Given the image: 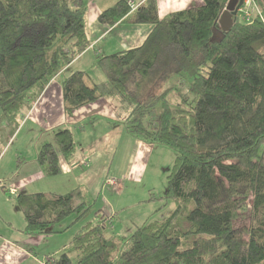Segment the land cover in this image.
Returning a JSON list of instances; mask_svg holds the SVG:
<instances>
[{
	"label": "trees",
	"instance_id": "trees-1",
	"mask_svg": "<svg viewBox=\"0 0 264 264\" xmlns=\"http://www.w3.org/2000/svg\"><path fill=\"white\" fill-rule=\"evenodd\" d=\"M88 1L0 0V112L9 123L88 47ZM252 1L257 13L246 20L243 4L227 30L219 24L227 0H200L162 16L157 0L134 8L116 0L97 14L104 27H152L139 45L96 54L102 81L80 69L65 75L64 110L112 98L127 133L172 148L164 197L174 207L135 225L127 249L121 236L105 233L112 214L98 208L99 219L71 239L77 264H264V0ZM76 153L73 132L61 128L35 159L45 175H57L59 160L72 162ZM15 198L22 232L43 235L96 201L80 187ZM54 264L72 261L62 252Z\"/></svg>",
	"mask_w": 264,
	"mask_h": 264
},
{
	"label": "rangeland",
	"instance_id": "rangeland-1",
	"mask_svg": "<svg viewBox=\"0 0 264 264\" xmlns=\"http://www.w3.org/2000/svg\"><path fill=\"white\" fill-rule=\"evenodd\" d=\"M243 4L246 6L243 10L248 11L250 15L259 10L252 0H244ZM104 41L98 46L100 49H104L106 53L119 49L118 47L114 49L115 46H113L114 50H109L108 47L111 43ZM89 52L94 57V51L90 50ZM94 61L95 59H89V55H85L78 62L71 63L64 75L75 69H82L86 71L90 81H102L104 75ZM102 99H105L108 106L114 110V99ZM51 113L56 116L57 111L52 109ZM52 118L51 114H47L42 118L43 125L38 124L35 127L33 121L27 117L22 123V118L19 119L18 123H9L0 112V152L4 149L0 153V226L20 227L24 225L23 214L17 206L15 198L19 190H15L12 184L18 176L27 175L20 174L21 165L24 163L21 159L29 155L34 141L41 133V126H47ZM92 119L84 121V130L81 125L73 126L71 124V131L77 144V151L80 154L84 153L85 149L88 152L92 151L93 158L98 160L99 157V164H104L102 172L105 174H103L102 179L95 182L91 175L82 182L83 184L78 185L81 188H86L92 197H96L95 204L78 218H75L76 216L73 214L65 217L60 224L53 227L56 232L46 235L26 234V239L30 242V254L20 264H54V260L62 252L67 253L72 264H77L76 252L71 239L84 223L87 221L95 222L99 219V217L94 216V212L98 208L101 209L100 213L105 212L109 214L108 216L112 214L111 218L105 220V233L107 235L115 233L121 236L122 248L127 249L130 246L129 235L135 225H139L146 219L153 220L165 217L174 207L173 201L164 197L168 173L171 170L175 154L174 150L164 144H148L135 138L127 133L118 119L113 123L104 119L97 118L95 121ZM24 122V127H21ZM19 123L21 124L19 125ZM112 125L113 133L121 125V136L118 138L116 134H108V136L101 137L102 142L97 146L94 139L98 138L97 140H99V136H102ZM116 138H118L117 141H115ZM109 140L112 141L110 145L115 146L113 151L109 146ZM86 160L90 162L92 156L89 154ZM89 169L90 172H87V167L82 165L73 174L60 172L57 175H45L43 173L45 178H29L27 182L25 181L26 192H34L33 189L47 192H66L78 187L76 186L78 184L77 175L82 170L85 173H91L92 168ZM103 179L105 180L104 187L102 186ZM111 179H114L113 183ZM243 223L246 224L247 220H241L239 224ZM114 260L119 261L118 255L114 256Z\"/></svg>",
	"mask_w": 264,
	"mask_h": 264
},
{
	"label": "crops",
	"instance_id": "crops-1",
	"mask_svg": "<svg viewBox=\"0 0 264 264\" xmlns=\"http://www.w3.org/2000/svg\"><path fill=\"white\" fill-rule=\"evenodd\" d=\"M114 1L115 0L88 1L85 22L90 43L88 47L84 51H82L75 59H73L71 63L78 62L85 55H89V59H95L96 54L106 53L104 49H100V47L98 46V44H101V42L104 40L105 43H111L108 47L109 50H114L116 47H118L119 49H123L139 45L145 39L152 27L149 24H127L120 22L111 27H104L98 23L96 19L97 14L103 8L111 5ZM131 1L133 2L134 8L143 0ZM198 3H200V0H157L158 14L159 16H162L169 11L184 8L191 4ZM113 46H115L114 49ZM90 50L94 51V57L92 54H90ZM71 63H69L67 66L61 69L55 76H53V78H51L46 87L37 95L35 100L32 102L30 108L21 115V123L23 122L24 118L27 117V119L30 118L31 121H33V125H35V127L38 126V124L43 125L42 118L47 114H51L53 118L49 123H47V126H41V133L38 134L39 137L37 136L38 138L34 141V145L32 147L31 152L29 153V155H26V157H22L21 159L24 163L21 165L22 168L20 170V174L27 175L18 176V178L13 181L14 184H12V186H14L15 190H19L18 192H26L25 181L27 182V179L32 177H46L45 175H43V172L35 158L37 150L39 149L42 143L53 141V131L55 129L69 128L71 130V124H73V126L81 125L82 129L84 130V121H90L91 118H93L92 121L97 120V118L109 120V123L118 121L117 118L114 117V110L110 108L105 99L102 98L90 104L79 107L78 109L73 111L72 114H66L63 108L61 80L65 76L64 73L69 68ZM101 100L102 102H100ZM52 109L57 111L58 114L56 113V116L55 114L51 113ZM21 123H19V125ZM24 125L25 122L22 124L21 127H24ZM121 133V125L115 133H113L112 125L109 130L107 129V131L102 134V136H99V140H97L98 138H95L94 140H96V144L98 146L102 142L101 137L108 136V134H116L119 138L121 136ZM118 138H116L115 141H117ZM111 142L112 141L109 140V146L112 148L113 151L115 146H111ZM3 150L4 149H2L1 152H3ZM89 154L92 156V160L90 162L86 160ZM93 156L94 155H92V151L88 152V150L85 149V152L81 154L77 151L76 156L72 162H67L63 158H61L59 160L61 173L73 174L78 170L79 167L83 165L87 167V172H90V167L92 168V171L91 173H85V171L82 170L76 177L78 181V184H76V186L83 184L82 182L85 181L86 178L91 175L94 177V181L98 182L99 179H102L104 177L103 174L105 173L102 172L104 164L100 165L98 162L100 161L99 157L98 160H96L95 158H93ZM83 189L87 190L86 188ZM33 190L37 191L38 189ZM23 226H0V264H20V262L24 258L29 257L30 242L26 239V234L22 232Z\"/></svg>",
	"mask_w": 264,
	"mask_h": 264
},
{
	"label": "water",
	"instance_id": "water-1",
	"mask_svg": "<svg viewBox=\"0 0 264 264\" xmlns=\"http://www.w3.org/2000/svg\"><path fill=\"white\" fill-rule=\"evenodd\" d=\"M243 3L244 0H227L225 8L219 17V24L222 30H227L231 26Z\"/></svg>",
	"mask_w": 264,
	"mask_h": 264
},
{
	"label": "built area",
	"instance_id": "built-area-1",
	"mask_svg": "<svg viewBox=\"0 0 264 264\" xmlns=\"http://www.w3.org/2000/svg\"><path fill=\"white\" fill-rule=\"evenodd\" d=\"M243 17L246 19V20H248L249 18H250V13L248 12V11H244V13H243ZM111 181H112V183L114 182V179L112 180L111 179Z\"/></svg>",
	"mask_w": 264,
	"mask_h": 264
},
{
	"label": "bare ground",
	"instance_id": "bare-ground-1",
	"mask_svg": "<svg viewBox=\"0 0 264 264\" xmlns=\"http://www.w3.org/2000/svg\"><path fill=\"white\" fill-rule=\"evenodd\" d=\"M239 11V10H238ZM238 13V12H237Z\"/></svg>",
	"mask_w": 264,
	"mask_h": 264
}]
</instances>
